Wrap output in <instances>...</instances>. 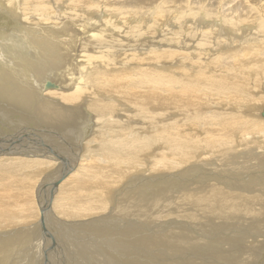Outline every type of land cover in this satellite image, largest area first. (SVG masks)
I'll return each instance as SVG.
<instances>
[{
  "label": "bare ground",
  "instance_id": "6f19581e",
  "mask_svg": "<svg viewBox=\"0 0 264 264\" xmlns=\"http://www.w3.org/2000/svg\"><path fill=\"white\" fill-rule=\"evenodd\" d=\"M191 1L0 0V264H53L51 224L97 231L71 264L157 227L185 251L150 264H264V0Z\"/></svg>",
  "mask_w": 264,
  "mask_h": 264
},
{
  "label": "rangeland",
  "instance_id": "374dc122",
  "mask_svg": "<svg viewBox=\"0 0 264 264\" xmlns=\"http://www.w3.org/2000/svg\"><path fill=\"white\" fill-rule=\"evenodd\" d=\"M182 2H183V4L185 5V6H187V10H188V13H192L193 11V5H192V1L191 0H182ZM4 24H3V23ZM3 28H5L6 30H8V32L6 33L7 34V37H8V39H9V35H13V33H14V31L15 30H13L14 28H16V25L13 23V22H11V21H8V22H4V19H3V17H1V15H0V35H2L3 33H2V31H1V29H3ZM2 40V38H0V41ZM11 43V44H10ZM9 44H10V46H9V52H10V54H9V57L11 58V55H14L15 56V52L17 51V49H18V45H16V44H14L13 43V41H11L10 39H9ZM31 45H33V43H31ZM0 55H1V59L2 58H4V55H5V53L0 49ZM3 56V57H2ZM5 57H7L6 55H5ZM7 60L8 61H12L11 59L9 60V58H7ZM58 77H61V74L58 76ZM51 91H53V90H51ZM16 114V112H13L12 110L10 111H7L6 112V114H5V116L6 117H9L7 120H9V119H13L12 121H14V122H17V123H20L12 114ZM14 114V115H15ZM7 115H9V116H7ZM11 115V116H10ZM13 117V118H12ZM259 119H261V120H263L264 121V119H262L261 118V115H259ZM21 124V123H20ZM24 126V125H23ZM26 127V126H25ZM1 128L2 127H0V135H2V133L3 132H1ZM29 147L31 148V147H33V145H31V144H29ZM37 147H39V146H37ZM73 149V150H72ZM72 149L71 150H69L68 152L69 153H71L70 155H72V154H75L77 151V147H72ZM73 153H72V152ZM74 157H75V155H74ZM75 161V160H74ZM239 162L240 164H243L242 163V159H238V160H236V162ZM251 165H255V166H253V167H257V162L255 163H252ZM254 171L255 170H252V169H250V170H248V171H245L243 174L244 175H251V174H253L254 173ZM256 172V171H255ZM257 174H258V172H257ZM238 177H241V176H238ZM41 180V179H40ZM142 184H145V183H142ZM149 185V184H148ZM50 186H48L47 187V189L45 188V189H42V191H41V195H42V198L40 199L41 201H42V203H43V205H44V209L46 210V205H48L49 206V204H50V206H51V204H52V201H53V198H51V199H48V195H49V190H50V188H49ZM154 187H156V185L154 186ZM54 190H55V188H54ZM51 191V190H50ZM149 192L150 190H145V192ZM170 191V192H169ZM178 191L179 190H170V187L168 186V185H166V190H151L150 192H151V194H152V197H153V199L154 200H162V196H164V195H166V196H171V195H173V193H174V196H176L177 195V193H178ZM45 195V196H44ZM48 200V201H47ZM52 200V201H51ZM46 201H47V203H46ZM35 202H36V206H37V210H39V208H38V201L36 200V190H35ZM38 213H39V216H40V211H38ZM110 222H108V223H104V224H101V226L104 228V231H106L107 232V234L106 235H108V236H111V238L113 237L112 236V234H115L114 232L115 231H113V230H111V224H109ZM51 227L53 228V229H55V236H54V239H55V241H56V243L58 244V245H56V246H52V249H53V253L50 251V253L52 254V261H53V264H71V260L70 259H72V257L75 255V253H76V256H78V257H80V255L81 254H83V251H81L80 250V248L82 249V246H83V248L85 247V245L86 246H89V244H90V246L92 247V245L94 246V247H90V250L92 249V251H94V250H96L97 249V247H96V245H98V243H97V240H96V237H97V235H96V233H97V231H95L94 229H93V231H92V229H88V230H86V229H84L85 231H83V229H82V231H81V229L79 228H76V230L74 231V228H72L71 230H70V228L71 227H69V226H67V227H65L64 228V230H62V231H60L56 226H54L53 224H51ZM56 227V228H55ZM79 227V226H78ZM110 227V228H109ZM107 228V229H106ZM152 228V227H151ZM156 229V230H155ZM155 229H153L154 230V234H155V237H154V239H155V241H149V242H146L147 240L146 239H141L140 241H136V239H138V237H142V233H141V231L140 230H137V229H135L134 231H133V233H132V235H134L133 237H131V235H130V237L129 236H127V243L128 242H130V244H131V242H134V245H133V247L135 246V248H133L132 247V245H130L129 243L127 244H125L124 242H122V244H119V250L121 251V254H124V255H121V256H123V258H124V260L123 259H120V260H117V262L116 261H114L113 260V262H107V261H104L103 262V264H123L122 262L124 261V264L126 263V260H127V264L129 263L130 264V262L131 261H135V262H139L137 259L139 258L140 259V257H141V259L142 260H144L143 261V264H145V262H146V264H148L149 262L148 261H150V263H159V262H157V261H159V257L160 256H162V255H165V254H169L171 257H178V251L179 252H181V251H185L184 250V248H181V247H176V246H174V244H177V243H179V241H181V238H179V237H177V236H164V234H166L165 232H166V229L165 228H161V227H157V228H155ZM160 229V230H159ZM165 229V230H164ZM184 229V228H183ZM110 230V233L108 232ZM158 230V231H157ZM162 230H164V231H162ZM225 231H226V229H224ZM90 231H92V233H90ZM103 231V232H104ZM162 231V232H161ZM156 232V233H155ZM157 232H159V234L157 233ZM172 232V231H171ZM174 232H176V231H174ZM67 233V234H66ZM79 233V234H78ZM95 233V234H94ZM151 233H152V236H154L153 235V231H151ZM164 233V234H163ZM242 232H236V233H231V232H229V234H230V236H235V235H240ZM91 234V235H90ZM161 234V235H160ZM170 234V233H169ZM168 234V235H169ZM58 235V236H57ZM138 235V237L136 238L135 236H137ZM159 235H160V237H162V236H164V237H162V238H160V240L159 239H157L158 237H159ZM86 236V237H85ZM93 236V237H92ZM94 236H96V237H94ZM174 237V238H173ZM175 237H177V238H175ZM76 238V239H75ZM79 238H81L80 239V242L78 241L79 240ZM87 238V239H86ZM67 239V240H66ZM86 241H85V240ZM132 239V240H131ZM163 239H165V240H163ZM85 242H84V241ZM96 240V241H95ZM157 240V241H156ZM168 240V241H167ZM59 241V242H58ZM65 241H66V244H65ZM75 241V242H74ZM145 241V242H144ZM158 241H160V243L158 242ZM176 241V242H175ZM126 242V241H125ZM153 242V243H152ZM27 243H28V245H27ZM26 244H25V246H26V248H28V249H26V251L28 252V251H30V250H32V249H34L36 246H40V251L38 252H36V253H34L33 254V256H34V258L33 259H40V255L42 254V250L44 249V247H43V245L45 244V243H43V242H34V241H28ZM31 243V244H30ZM48 242L46 241V244H47ZM75 243V244H74ZM136 243H138L137 245H136ZM158 245V243H159V245H158V247H157V245ZM161 243H162V245H161ZM34 244H36V245H34ZM150 244H152V245H150ZM153 244L154 245H156V247L155 246H153ZM69 245V246H68ZM73 247L74 245V249L73 250H68V249H72V247ZM126 245V246H125ZM138 245L140 246H143V247H145L144 249H143V247H141L142 249H140V247L138 248ZM32 246H34V248L32 247ZM45 246V245H44ZM163 246V247H162ZM30 247H32V248H30ZM49 248L51 247V245H49L48 246ZM78 247V248H77ZM150 247H153V248H150ZM95 248V249H94ZM123 248V249H122ZM68 251H67V250ZM129 249H132V250H129ZM135 251H134V250ZM163 249V250H162ZM101 250V249H100ZM143 250V251H142ZM154 250H156L155 252H154ZM160 250V251H159ZM167 250H169V251H167ZM71 251V252H70ZM73 251H75V253L73 252ZM126 251V252H125ZM130 251H132L131 253H133L134 255H136L137 253V256H138V258H134V256L131 254V253H129ZM141 251V252H140ZM145 251V252H144ZM159 251V252H158ZM177 251V252H176ZM142 252H143V254H142ZM177 254H176V253ZM69 253V254H68ZM81 253V254H80ZM101 253H104V252H102L101 251ZM125 253H127V254H125ZM136 253V254H135ZM129 254H131V255H129ZM39 255V256H38ZM145 255V256H144ZM176 255V256H175ZM127 257V256H130L129 258L127 257V258H125V257ZM149 256V257H148ZM154 256H156V257H154ZM37 257H39V258H37ZM41 257H43V254H42V256ZM133 257V258H132ZM145 257H147V259H145ZM86 258V257H85ZM122 258V257H121ZM131 258H132V260H131ZM149 258H151V259H149ZM133 259H135V260H133ZM155 259V260H154ZM43 260V262H44V264H45V261H46V259L45 258H43L42 259ZM123 260V261H122ZM129 260H131V261H129ZM141 260V261H142ZM145 260H147V261H145ZM157 260V261H156ZM85 260L84 259H82L80 262L83 264V262H84ZM86 261H87V259H86ZM118 261H119V263H118ZM121 261V262H120ZM87 262H89L90 264H95V263H91L90 261H87ZM115 262V263H114ZM149 263V264H150ZM86 264V263H85Z\"/></svg>",
  "mask_w": 264,
  "mask_h": 264
},
{
  "label": "water",
  "instance_id": "95a60500",
  "mask_svg": "<svg viewBox=\"0 0 264 264\" xmlns=\"http://www.w3.org/2000/svg\"><path fill=\"white\" fill-rule=\"evenodd\" d=\"M60 86L56 85V84H53L51 82H46L45 86H44V89L45 90H56V89H59ZM261 116L262 118H264V109L261 113Z\"/></svg>",
  "mask_w": 264,
  "mask_h": 264
}]
</instances>
